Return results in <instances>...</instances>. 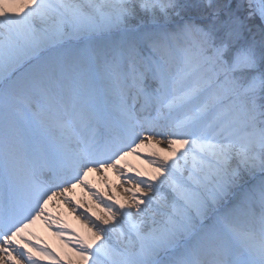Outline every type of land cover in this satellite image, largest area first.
Here are the masks:
<instances>
[{"label": "snow or ice", "instance_id": "1", "mask_svg": "<svg viewBox=\"0 0 264 264\" xmlns=\"http://www.w3.org/2000/svg\"><path fill=\"white\" fill-rule=\"evenodd\" d=\"M253 2L244 19L229 12L221 20L212 11L207 25L183 20L172 34L175 47L160 42L166 32L145 33L113 53L106 61L114 70L109 90L123 94L131 78L136 97L115 106L104 137L87 101L71 112L48 103L72 70L44 64L36 54L76 35L126 26L137 10L168 20L180 17L182 6L177 0H0V81L6 67L11 75L31 65L7 99L0 90V264H159L160 251L172 252L169 264H264V181L244 186L246 174H264V95L257 99L264 74L245 78L264 67V46L258 54L255 42L243 39L245 20L264 24V0L257 8ZM173 57L182 63L177 72ZM21 96L38 105L23 125L16 119ZM109 173L124 185L126 199L90 180ZM234 189L240 195L216 208L208 227L193 230ZM77 190L84 196L77 198ZM54 201L71 213L83 209L86 230L54 218ZM160 201L169 211L157 221L147 213ZM38 222L65 251H50L35 235ZM180 235L188 237L183 247L175 244Z\"/></svg>", "mask_w": 264, "mask_h": 264}, {"label": "bare ground", "instance_id": "2", "mask_svg": "<svg viewBox=\"0 0 264 264\" xmlns=\"http://www.w3.org/2000/svg\"><path fill=\"white\" fill-rule=\"evenodd\" d=\"M113 2L114 0H109V3ZM163 28L166 29L167 27ZM110 29L111 28L88 34L84 39L79 41L75 40V44L69 43L68 41H61L59 43L46 45L36 54L40 57L41 62L44 64H54L58 67L72 70L70 72H66L62 81V87L54 89L52 92H50L48 99L50 98L53 101V105L55 104L57 107L67 109L69 112L73 110V107L77 101H87L93 106L99 116L97 130L104 137H107L109 133V118L111 117L114 119L116 117L114 109L115 106L118 105V101L120 104L126 102L131 105L135 103L136 97V91L132 86L131 78H129L128 82L129 87L124 90L123 94L111 92L109 90L108 82L110 81L114 70L109 66L108 63H106V61H111L113 53L119 52L122 49H126L132 40L143 38L145 33H160L161 31L157 28L156 30L145 28L146 30H141L142 32L137 35L132 34L131 36L122 35L117 37L118 35L116 34H105V32L109 31ZM169 30L171 29L167 28V31ZM168 34L169 35L167 38H165V41H161L159 39L160 42L165 43L170 41L174 47L177 46L176 38L170 35V33ZM143 47L145 51L148 48V41L146 39L144 40ZM34 63L35 61H33V64ZM30 67L31 65L25 62L23 66L13 69L11 75H9L8 68H5V77L2 81H0V90L5 93L6 99L8 94L17 88V82H22L21 78L25 76ZM170 67L173 72H177L182 67V63L178 58L173 57L170 59ZM7 70L8 72H6ZM148 83L151 82L148 81ZM106 88H108V94L106 92ZM20 99L22 100L21 109L16 119L21 125H23L26 117L30 116L31 112L38 108V105L32 97L21 96ZM26 99L29 103L25 106L23 102H25L24 100ZM138 108L139 105L137 104V109ZM7 115L8 112L6 104V118ZM128 162L133 164L135 167H142V165H140L139 162L134 159L129 158ZM90 180L97 187H100L102 184H108L110 186L109 194H111L112 191H115L116 197L119 199L127 198L126 195L121 191V188L124 187V185L117 183L114 173H109L103 181H101L98 176H92L90 177ZM239 195L240 194L237 193V190L234 189L233 192L229 193L228 197H226L220 205H217L215 208H210L208 214L205 217L196 219L193 224V230H199L200 222L204 219L209 220L210 223H212L213 212L216 211V208L223 210V206L227 205ZM76 196L77 198L83 197L84 193L77 190ZM101 199H103V197H101ZM49 208L54 218L60 219L67 223L70 229L74 228L79 232L86 230L84 220L80 219L81 215H87V213L83 212V209L77 213H71L67 206L62 205V202L57 201H54L52 204H50ZM153 209L154 211L149 210L147 215L148 217L154 218L157 221L162 219L161 213H167L169 211L163 201L153 205ZM92 210L96 211L100 215H103V213L99 211V206L93 207ZM91 222L95 223V219L91 218ZM121 223L124 224L125 222L122 220ZM151 223V219L145 221V224L148 226H150ZM33 231L35 235L39 237L44 243L50 245V251L53 248L59 251H65L62 243L58 241L52 234L53 230L46 229V226L43 224V222H38ZM187 240L188 237L180 235L177 236L175 244L177 247H183ZM112 241L117 247H122V245L119 243L118 234H112ZM162 255L168 257L167 259H164L162 263L159 262V264H169L170 260L172 259V252L160 251L156 254L155 259L158 261Z\"/></svg>", "mask_w": 264, "mask_h": 264}, {"label": "rangeland", "instance_id": "3", "mask_svg": "<svg viewBox=\"0 0 264 264\" xmlns=\"http://www.w3.org/2000/svg\"><path fill=\"white\" fill-rule=\"evenodd\" d=\"M205 2L206 0H177V3L182 6L179 9L180 17L171 16V18L168 20H165L159 12H156L155 18H153V15L151 13L140 12L139 10H137L136 17L134 19L129 20L126 26L113 27L109 31L105 32V34H116L118 35L117 37H120L122 35L131 36L132 34H140L142 32L141 30L145 28H151L154 30H156L157 28L161 30L160 33L166 32L172 35L180 26V23L183 20H194L198 24L207 25L210 19V13L212 11H219L221 20H223L225 18V14L229 12L236 16H239L241 19H244L249 12L248 0H211V8L205 7ZM257 7H259L258 0H254L253 8ZM244 22L245 29L243 32V39L247 42L254 41L257 47V52L259 54L262 46H264V24H262L258 18H254L252 20H245ZM163 27L170 28L171 30L167 31V28L164 29ZM91 33L95 32L76 35L63 41H68L69 43L75 44V40L79 41L81 39H84L85 36ZM159 39L161 41H165V37L163 35H161ZM210 67L211 66H209V68ZM6 72H8V70ZM262 74H264V67H261L258 64L255 71L245 74V78L254 76L259 79ZM261 95H264V93H261L258 89V100ZM24 101L25 102H23V104L25 106L28 105V100L26 99ZM260 102L264 103V101ZM263 176L264 174L260 173L258 170L251 174H246L244 177V186H247L249 184H259L261 181H264ZM235 190H237V193L240 194V189ZM210 224L211 223L209 220L204 219L200 222L199 227L206 228ZM164 256L165 255H162L159 258L158 262L162 263L164 259H167L168 256Z\"/></svg>", "mask_w": 264, "mask_h": 264}]
</instances>
